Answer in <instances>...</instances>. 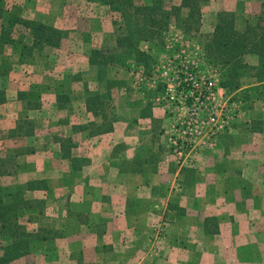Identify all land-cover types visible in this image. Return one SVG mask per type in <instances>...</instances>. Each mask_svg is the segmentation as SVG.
I'll return each instance as SVG.
<instances>
[{"label": "crops", "instance_id": "1", "mask_svg": "<svg viewBox=\"0 0 264 264\" xmlns=\"http://www.w3.org/2000/svg\"><path fill=\"white\" fill-rule=\"evenodd\" d=\"M5 1L24 17L65 31L59 47L47 48L60 58L46 71L45 92L29 86L32 82L22 73L16 74L27 65L17 55L6 57L10 67L0 75V154L12 147L26 149L17 157V171L0 176V186L16 191L34 178L48 184L24 191L27 199L44 201L43 211L27 222L30 230L44 229V237L15 264H264V93L256 87L264 81L254 76L252 83L254 127L232 133L230 141L238 138L236 143H227L222 136L208 153L178 162L174 143H168L172 137L163 131L166 111L147 105L146 97L138 104L126 95L114 130L94 132L92 127L102 119L86 108L82 69L91 66V49L100 47L85 48L78 40L83 36L79 27L83 15H89L86 5L92 2ZM236 1L250 12L249 0ZM209 2L214 13L235 10L230 6L233 0ZM263 2L254 0V9H262ZM239 17V30L256 23L254 19L242 24ZM251 61L258 64L255 55ZM22 90L39 92L41 108L28 109L19 99ZM59 94L69 97L61 105ZM26 115L34 120L37 133L4 143V133ZM83 125L89 128H78ZM66 136L75 142L72 152L80 165L76 168L62 156L57 138ZM185 163L194 165L188 176ZM210 216L218 217V232H206ZM159 225L166 232L160 239L153 237Z\"/></svg>", "mask_w": 264, "mask_h": 264}, {"label": "trees", "instance_id": "2", "mask_svg": "<svg viewBox=\"0 0 264 264\" xmlns=\"http://www.w3.org/2000/svg\"><path fill=\"white\" fill-rule=\"evenodd\" d=\"M88 1L108 6L125 25V30L117 35L111 51L100 47L92 48L89 53V63L92 68H96L95 81L99 89L94 91L85 83V103L89 112L102 119L101 123L92 127L94 132L103 134L113 131L114 123L118 120L110 94L114 88L124 86L117 76L108 75L109 68L114 65L125 66L128 60L150 67L153 56L144 49V44L160 39L173 18L180 21L187 32L199 30L202 25L203 6L209 0H181L179 4L175 0H150L148 3L141 0ZM262 6L264 7V2ZM236 20L234 11L220 10L215 26L203 44L206 59L220 69L219 86L229 93L242 89L243 78L250 68L254 69L253 76L258 81H264V15H260L255 24H247L244 30L237 28ZM64 37L63 29L47 21L26 18L20 10L12 9L5 0H0V55L14 54L19 59L32 62L34 58L44 54L48 47H59ZM254 55L258 64L253 66L246 57ZM0 73L7 74V71ZM68 98L65 94H59L58 104L61 105ZM19 99L26 102L28 109L35 110L42 106L41 94L37 91L22 90L19 92ZM25 117L10 131L11 139L20 141L35 134L34 120L27 115ZM78 128L89 127L83 125ZM57 140L61 143L62 156L69 158L74 168L80 166L72 152L75 146L72 137H58ZM24 151L26 149L20 146L0 154V176L11 175L17 171V157ZM47 187V180L43 178L30 179L16 191L0 186V264H15L18 259L33 251L37 239L44 237L41 236L44 229L35 232L29 229L27 223L43 211L44 201L27 199L24 191ZM36 208L39 210L36 214L31 212ZM218 221V217H207L206 232H218Z\"/></svg>", "mask_w": 264, "mask_h": 264}, {"label": "rangeland", "instance_id": "3", "mask_svg": "<svg viewBox=\"0 0 264 264\" xmlns=\"http://www.w3.org/2000/svg\"><path fill=\"white\" fill-rule=\"evenodd\" d=\"M141 1L148 3L150 0ZM180 1L181 0H175V2L178 4ZM209 1H207V3L203 6L202 25L199 30L187 32L182 28L180 21L173 18L171 20V25L163 33L160 39H156L152 42L144 44V49L149 51L153 56L150 67H143L131 60H128L125 62V66L114 65L109 68L108 75L110 77L117 76V78L121 79V81L124 83L123 87L114 88L110 94L112 98V106L116 111L118 108L123 107L124 97H126V95L134 98V102L138 104H140L139 101L141 98L146 97L149 99L146 102L147 105L151 106L155 104L158 106V108H163L164 111H166L168 121L166 123V127L163 129L164 133L171 135V137L175 138V140L178 139L179 135L177 131L180 129V125L178 123L180 121L179 112H181V104L179 103V100H173L169 96L167 86L165 82L160 80L161 77L159 74L164 70V68H169L172 74L177 73L181 70L182 60L187 59L191 61L192 67L198 70L200 78L211 80L215 87L214 90L218 91L220 82V69L217 65L210 63L206 59L203 51L205 39L212 32L213 22H216L217 19V13H214L213 9L214 4ZM92 4L86 5L87 7L85 6L87 8L86 10L89 12V15L85 10L86 14L83 15L85 22L81 21L79 25V27L84 29L82 32L83 36H80L78 40L85 48H88V45L90 44H95L96 46L101 47L103 50L109 49L111 51L115 46L117 35L125 30V25L120 17L113 14L109 10L108 6ZM253 4L254 0H249V8L247 10H250V12H246L245 7L243 9V4H241L239 1L237 2L236 0H233V3L230 6L232 10L235 9L233 11L236 13V15L240 16L239 22L243 24L246 20L247 22L248 20H253L254 22V19H256L257 22L260 15H264V7L261 5L262 9L258 10V12L256 11V8L254 9ZM13 8L16 7L13 6ZM66 43L67 41L64 42V44ZM89 50L85 51L86 55ZM183 50H185L186 53H183ZM11 55L13 57L16 56L14 54H8L6 56L0 55V72L4 70L8 72L11 59H7L6 57H10ZM79 57L80 63L84 64L86 62L84 57ZM59 58L60 55L47 49L44 51V54H40L34 58L32 62H30L28 59H19V61H23V63H26L27 65H24L26 68H23V72H21L22 70L17 71L18 73L16 74L22 73L21 75L24 78L27 77L28 80L32 82L29 86L34 89L44 90L45 92L43 87L45 86L44 81L46 76H48L46 71L50 66L52 67L54 65L53 63ZM246 60L254 66L250 56L246 57ZM12 61H14V58ZM83 68V80L89 84L88 86L91 89L97 91L99 87H97V83L95 81L97 78L96 68H92L91 66L89 68L85 65ZM154 74H158L160 78H158V76L155 78ZM253 75L254 69H248L246 76L243 78L242 89H245V92L242 89L236 93L227 92L226 99L228 100V107L226 109V115L224 116L226 124L223 130L217 134L215 133V135L211 133L208 134V132L205 131L203 134L205 137L201 138V142H199L200 145L192 152L189 157L192 155L195 157H200L203 153H208L210 150H212V148H210V145L205 146L203 143H220V138L222 136H224L223 139L227 143H236L238 142V138H236V142H234V140L230 141L231 137H234V134H237V132L242 134L246 132V128H249L250 126L254 127V86H252V83L254 82ZM142 76L145 77L143 81L140 80ZM175 86L176 85L172 84V89H174ZM256 87L260 88L258 91L264 93V85ZM192 88H194V85L191 83L188 85V91H192ZM157 97L160 99L155 100ZM220 100H222V97H220ZM186 113L187 110L182 111L180 114L182 116L184 115L185 117V115H187ZM204 116L206 115L204 114ZM39 127L41 126L39 125ZM37 131L38 130L35 126V132L37 133ZM9 133L10 132L4 133V143H14L11 140L15 139H11L9 137ZM21 141H23V139ZM15 143H17L16 140ZM168 143L173 142L171 139H169ZM177 157L178 156H176V161H178ZM185 164L186 165L184 166H189L188 170L186 171L188 176V174H191V167H194V165L187 163ZM247 185L248 184H246V186ZM157 228H163V232L159 236L157 232L158 229H156L153 237H157L159 239L160 237H165L166 232L164 227H160L159 225Z\"/></svg>", "mask_w": 264, "mask_h": 264}, {"label": "built area", "instance_id": "4", "mask_svg": "<svg viewBox=\"0 0 264 264\" xmlns=\"http://www.w3.org/2000/svg\"><path fill=\"white\" fill-rule=\"evenodd\" d=\"M186 53L185 50L182 51ZM158 74H154L157 78ZM160 80L165 82L169 96L173 100H179L180 111L187 110V115H180V129L177 133L178 139L172 138L176 149L175 154L178 156V162H182L184 158H189L192 152L200 145L201 138L204 132L208 134H217L225 127L226 109L228 107V100L226 99L227 91L225 88L220 87L218 91L214 90V85L209 79H201L196 70L191 65V61L187 59L182 60L181 70L172 74L169 68H164L159 74ZM158 76V78H160ZM145 77H141L143 81ZM190 81V82H189ZM193 84L192 91H188V85ZM172 84L176 85L172 89ZM222 90V91H220ZM219 97V98H218ZM222 97V100H220ZM204 114L206 116H204ZM211 145L212 143H203ZM174 149V150H175ZM160 236L163 228L157 230Z\"/></svg>", "mask_w": 264, "mask_h": 264}]
</instances>
